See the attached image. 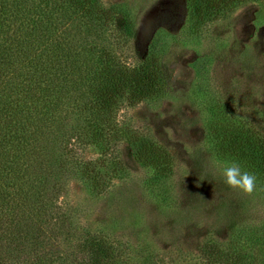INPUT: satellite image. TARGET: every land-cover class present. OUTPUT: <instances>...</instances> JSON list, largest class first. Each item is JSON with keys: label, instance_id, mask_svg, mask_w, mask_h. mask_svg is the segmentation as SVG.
I'll return each mask as SVG.
<instances>
[{"label": "trees", "instance_id": "trees-1", "mask_svg": "<svg viewBox=\"0 0 264 264\" xmlns=\"http://www.w3.org/2000/svg\"><path fill=\"white\" fill-rule=\"evenodd\" d=\"M256 1L188 0L192 36ZM136 35L134 21L103 0H0V264H124L107 238L71 236L61 208L74 181L100 196L122 179V148L156 180L174 173L165 148L120 120L172 87L160 58L139 54ZM210 103L216 156L264 185L259 125L225 99ZM185 246L177 261L149 255L145 264H264V224Z\"/></svg>", "mask_w": 264, "mask_h": 264}, {"label": "rangeland", "instance_id": "rangeland-1", "mask_svg": "<svg viewBox=\"0 0 264 264\" xmlns=\"http://www.w3.org/2000/svg\"><path fill=\"white\" fill-rule=\"evenodd\" d=\"M103 1L134 21L139 54L153 52L169 69V96L124 109L120 120L165 148L175 168L156 180L122 148L123 177L105 194L70 184L61 211L71 236L105 237L123 251L124 264H145L149 255L179 260L189 237L197 246L242 225L264 224V185L250 196L228 188L225 160L209 135L213 98L253 118L264 133V0L238 9L229 24L207 25L200 36L190 32L188 0Z\"/></svg>", "mask_w": 264, "mask_h": 264}, {"label": "clouds", "instance_id": "clouds-1", "mask_svg": "<svg viewBox=\"0 0 264 264\" xmlns=\"http://www.w3.org/2000/svg\"><path fill=\"white\" fill-rule=\"evenodd\" d=\"M223 183L230 189L244 195H252L257 190L255 173L242 168L235 160H226L222 168Z\"/></svg>", "mask_w": 264, "mask_h": 264}]
</instances>
